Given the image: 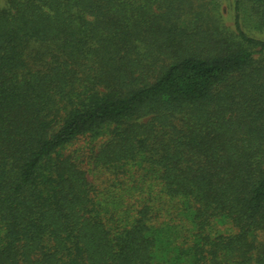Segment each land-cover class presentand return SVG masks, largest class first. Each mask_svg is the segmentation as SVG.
Wrapping results in <instances>:
<instances>
[{
    "label": "trees",
    "instance_id": "1",
    "mask_svg": "<svg viewBox=\"0 0 264 264\" xmlns=\"http://www.w3.org/2000/svg\"><path fill=\"white\" fill-rule=\"evenodd\" d=\"M224 1L0 0V264H264V0Z\"/></svg>",
    "mask_w": 264,
    "mask_h": 264
},
{
    "label": "rangeland",
    "instance_id": "2",
    "mask_svg": "<svg viewBox=\"0 0 264 264\" xmlns=\"http://www.w3.org/2000/svg\"><path fill=\"white\" fill-rule=\"evenodd\" d=\"M227 0H225L224 2H225V4H224V6H227L228 5V3L226 2ZM222 7L223 8V10L225 9V7ZM227 8V7H226ZM223 10H221L223 13H224V16H225V19H226V24H227V26H232V24H233V22H232V18H231V16H229L230 14L228 13V12H226L225 10L223 11ZM229 17V18H228ZM252 34V33H251ZM252 35H254L256 38H261V39H263L264 38V35H259V34H257V33H254V34H252Z\"/></svg>",
    "mask_w": 264,
    "mask_h": 264
}]
</instances>
